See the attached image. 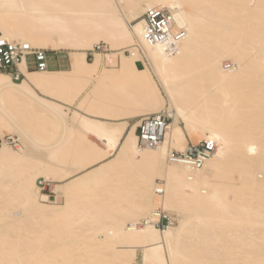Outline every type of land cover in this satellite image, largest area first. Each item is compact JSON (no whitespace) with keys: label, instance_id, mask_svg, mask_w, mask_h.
Listing matches in <instances>:
<instances>
[{"label":"bare ground","instance_id":"bare-ground-1","mask_svg":"<svg viewBox=\"0 0 264 264\" xmlns=\"http://www.w3.org/2000/svg\"><path fill=\"white\" fill-rule=\"evenodd\" d=\"M153 7L185 31L174 55L142 38ZM0 35L71 57L66 71L17 82L0 73V137L18 136L16 151L0 144V264H132L138 251L143 263L235 264L252 239L264 264V0H0ZM162 111L172 121L164 141L139 148L140 120ZM57 128L61 142L44 146ZM185 132L216 142L200 170L167 161L185 149ZM231 158L239 183L228 176ZM41 179L64 203L40 202ZM158 210L191 214L159 230ZM207 225L213 232L202 236L217 242L197 246L214 248L205 259L182 242Z\"/></svg>","mask_w":264,"mask_h":264},{"label":"built area","instance_id":"built-area-1","mask_svg":"<svg viewBox=\"0 0 264 264\" xmlns=\"http://www.w3.org/2000/svg\"><path fill=\"white\" fill-rule=\"evenodd\" d=\"M141 18L144 42L152 47L162 46L168 55H174L185 37V31L175 23L170 10L153 7L147 9ZM103 50L104 45L98 44L88 54L92 55V52ZM48 53L49 51L32 48L23 42L8 41L0 35V73L10 76L13 81L17 82L24 78V73L49 71ZM138 63L143 67L142 61ZM169 122L168 115L163 111L143 117L136 128L138 147H157L164 141ZM6 143L10 144L8 141ZM215 151L216 142L214 140H202L195 144H187L183 151H170L167 161L170 164H181L192 170H200ZM37 187L40 194L48 199L52 197L53 191L49 182L43 179L37 180ZM156 187L158 189L155 194L161 196L163 194L162 184ZM152 223L157 229L164 230L174 225L175 221L164 211L158 210Z\"/></svg>","mask_w":264,"mask_h":264},{"label":"rangeland","instance_id":"rangeland-1","mask_svg":"<svg viewBox=\"0 0 264 264\" xmlns=\"http://www.w3.org/2000/svg\"><path fill=\"white\" fill-rule=\"evenodd\" d=\"M100 44H103L104 46H106L104 43L100 42ZM93 59L92 55H87V60L88 61H91ZM224 62V63H223ZM222 62V65L224 66V70H230L231 68H227L228 66H231L233 65V62L231 60H224ZM56 63V67L53 68V69H50L51 71H58V70H69L70 69V66H71V57H70V54L68 51H62V52H51L49 51L48 53V64L50 65V68L53 67V64ZM117 63H118V60H117ZM103 65L105 67H107V64L104 62ZM107 68H110V67H107ZM84 95V93H83ZM73 108H78V106L76 105V103L73 105ZM79 109V108H78ZM82 111V110H81ZM67 113L69 114V116H72V113L67 111ZM137 119H133L132 120V123H134ZM130 122V121H129ZM170 122L171 119H170ZM169 122V123H170ZM175 125L181 127V128H185V125L181 122V121H178L175 123ZM63 135V131L61 128H57V129H53L49 134H48V137L47 139H49L47 142H44V146H49L50 148H52L53 146L59 144L62 140V136ZM185 136H186V142H185V145L183 146V148L186 147L187 143H192V144H195V143H198L199 141H202L204 139H202V137H200V134H198V132H191V133H187L185 132ZM89 140L93 141L94 143H96L100 148L103 147L104 148V145L101 143V142H97L95 141L92 137H88ZM17 140H18V136L16 134H8L7 132H4V135L2 137H0V143L1 142H9L10 144L7 143V147L12 149V150H17V147H14L15 145H17ZM47 144V145H46ZM1 146V145H0ZM43 146V147H44ZM230 161L232 162L230 165L231 166H226L228 168V176L230 177L232 183H236V182H240V173H241V169L240 166H235V165H232L233 164V159L231 158ZM228 164V165H229ZM68 165V163H67ZM225 167V168H226ZM239 169H240V172H239ZM260 178L259 180H262V182H264V173H261L260 174ZM229 177H227L229 179ZM230 181V182H231ZM154 182L158 185V184H162V187L163 185H165V181L163 178H160V177H157L155 178ZM50 185H51V189L53 191V194H52V197L51 198H46L45 195L43 194H40L39 190H37L38 192V195H39V200L40 202L44 203V204H62L64 203V200L65 198L62 196V197H59L57 198L56 194L54 193V184L51 182H49ZM244 189H246V187H244ZM227 199H231V194H227L226 195ZM57 202V203H56ZM260 201H252V205L255 207V203H258ZM165 213H167L168 216H170L172 219H174L175 221V224H174V227H177L179 225V221L181 220L182 216L183 215H190V211L188 210H185V211H182V213H178L177 211L175 210H167V211H164ZM254 211L251 210V209H248V210H245L243 213H242V217L243 218H246L247 216H250L251 214H253ZM142 221V220H141ZM86 223V222H85ZM88 223V221H87ZM87 225V224H86ZM80 226V225H79ZM77 226V227H79ZM83 226V225H82ZM208 227L203 229L198 235H195V236H191L189 235L186 236L189 239V241L187 240V238H184L185 240L182 242V245L184 244V247L185 246H189L190 249H189V252L190 254H199V255H202L204 256L205 259H208V258H211L212 255L215 253L214 252V248H208V250H202V251H199L197 249V246H208V245H211L212 242H217L216 240V237L215 236H211L210 239H206L202 236V234H207L209 232H213L210 230V226L207 225ZM82 228V227H80ZM220 233V232H219ZM256 235V234H254ZM191 236V237H190ZM249 238L251 239V236H249ZM246 239V240H245ZM242 240H244V242L248 241L247 238H244V239H241L239 241L242 242ZM253 240V246H250L248 242L246 243H243V248L245 249L246 253L239 256V255H236L234 257H232V261L235 262V264H257L258 261H259V257L258 256H255L253 254V247H257L256 245H260L261 244V241L259 239H252ZM80 243V242H79ZM76 242V244H79ZM214 245L217 246V243H215ZM219 245V243H218ZM215 247V246H213ZM239 251V249H237ZM188 252V253H189ZM231 259V257H230ZM229 259V260H230ZM132 264H154V263H143L142 261V254L140 251L137 252V256H136V259L132 262ZM204 264H207V263H204Z\"/></svg>","mask_w":264,"mask_h":264},{"label":"crops","instance_id":"crops-1","mask_svg":"<svg viewBox=\"0 0 264 264\" xmlns=\"http://www.w3.org/2000/svg\"><path fill=\"white\" fill-rule=\"evenodd\" d=\"M137 64H135L136 65V68L137 69H141L142 68V66L138 63V62H136ZM57 65H56V63L55 64H53V67L52 68H50V69H53V68H55ZM51 71V70H50ZM89 114H87V116H88ZM89 117H91V118H97L95 115H89ZM99 118V117H98ZM102 120H104V121H112V120H110V119H102ZM132 120L133 119H129V121H130V123H132ZM122 121H124V119H117V120H115V121H113V122H122ZM88 137H91V136H88ZM95 140V139H94ZM187 144H189V143H187Z\"/></svg>","mask_w":264,"mask_h":264}]
</instances>
